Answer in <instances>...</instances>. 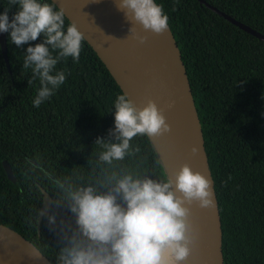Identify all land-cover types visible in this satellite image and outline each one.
I'll use <instances>...</instances> for the list:
<instances>
[{
  "label": "trees",
  "instance_id": "16d2710c",
  "mask_svg": "<svg viewBox=\"0 0 264 264\" xmlns=\"http://www.w3.org/2000/svg\"><path fill=\"white\" fill-rule=\"evenodd\" d=\"M205 1L264 34V0ZM156 3L169 18L200 120L219 203L224 264H264V42L198 0ZM9 7V0H0V13ZM5 34L9 70L0 49V224L55 264L59 241L46 217L37 232L34 210L41 208V188L51 197L49 215L56 216L52 227L59 231L61 220L66 229L72 226V217L55 181L95 182L105 167L166 175L148 137L133 139V148H140L136 155L112 166L98 163L102 149L95 140H114L113 102L123 93L85 40L78 63L71 57L58 62L56 70L66 72V81L37 108L32 100L39 80L28 85L32 72L22 67L28 45L17 48ZM3 161L16 182L7 179Z\"/></svg>",
  "mask_w": 264,
  "mask_h": 264
},
{
  "label": "clouds",
  "instance_id": "9594fccd",
  "mask_svg": "<svg viewBox=\"0 0 264 264\" xmlns=\"http://www.w3.org/2000/svg\"><path fill=\"white\" fill-rule=\"evenodd\" d=\"M115 2L131 24L130 35L140 44L148 37L140 35L136 25L154 35L168 30L169 18L156 0ZM9 6L0 13V33H8L9 42L17 48L28 45L22 67L31 69L28 85L39 80L32 100L38 108L66 81V72L56 70L58 62L69 57L79 62L85 36L75 23L65 25V12L54 0H9ZM12 7L16 10L10 18ZM40 37L42 42L31 43ZM113 108L114 127L109 136L114 140H95L102 149L99 164L112 166L139 153L140 148L131 143L137 136L158 139L172 131L164 109L151 99L137 106L123 93L116 96ZM191 151L195 155L198 148ZM101 171L102 178L87 184L55 181L71 214V227L66 229L61 220L57 231L52 227L55 215L45 208L34 210L38 222L46 217L48 230L59 241L55 264H185L199 236L192 206L214 207L212 182L186 163L165 178L133 169L118 172L105 167Z\"/></svg>",
  "mask_w": 264,
  "mask_h": 264
},
{
  "label": "water",
  "instance_id": "95a60500",
  "mask_svg": "<svg viewBox=\"0 0 264 264\" xmlns=\"http://www.w3.org/2000/svg\"><path fill=\"white\" fill-rule=\"evenodd\" d=\"M54 2L58 8H63L69 23H75L84 34L86 43L104 64L122 93H126L137 106H143L151 99L164 109L172 131L158 139H148L165 175L172 177L186 163L194 172H200L212 182L214 207L201 209L195 204L192 206V220L199 236L185 264H224L219 203L190 83L171 29L168 28L162 35H154L143 32L136 25L137 32L148 37L146 43L140 44L130 35L131 24L123 12L117 10L115 0ZM198 2L238 29L264 42V34L205 0ZM0 49L9 70L5 33H0ZM169 104L172 107L169 108ZM194 146L198 148L195 155L191 151ZM3 168L7 179L16 182L14 172L6 161H3ZM42 190L41 208H45L49 214L52 200ZM41 221H37L38 235ZM0 264L53 263L20 233L0 224Z\"/></svg>",
  "mask_w": 264,
  "mask_h": 264
}]
</instances>
